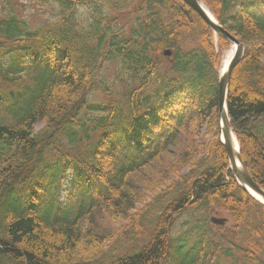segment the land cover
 Returning a JSON list of instances; mask_svg holds the SVG:
<instances>
[{"label":"trees","instance_id":"obj_1","mask_svg":"<svg viewBox=\"0 0 264 264\" xmlns=\"http://www.w3.org/2000/svg\"><path fill=\"white\" fill-rule=\"evenodd\" d=\"M201 1L246 45L227 106L264 189V0ZM33 5L0 0V264H264V205L217 139L231 43L184 0Z\"/></svg>","mask_w":264,"mask_h":264},{"label":"water","instance_id":"obj_2","mask_svg":"<svg viewBox=\"0 0 264 264\" xmlns=\"http://www.w3.org/2000/svg\"><path fill=\"white\" fill-rule=\"evenodd\" d=\"M199 17L217 34L227 39L233 44L237 45V50L227 65L226 69L222 71L219 81V140L224 146L230 163V169L233 172L234 177L238 181L239 185L248 192L254 199L264 205V189L260 187L252 178L246 167L244 166L242 156L240 153V147L238 154L234 151L233 135L234 131L228 114L227 98L228 91L231 82V76L236 65L241 61L245 53V45L241 40L232 35L226 30L214 17V15L208 14L204 4L200 0H184ZM173 52L171 49L164 51V56L171 57ZM223 136V139L221 138ZM238 160L241 164L238 165ZM213 224L218 226H224L228 222L226 218L213 216L211 218Z\"/></svg>","mask_w":264,"mask_h":264},{"label":"rangeland","instance_id":"obj_3","mask_svg":"<svg viewBox=\"0 0 264 264\" xmlns=\"http://www.w3.org/2000/svg\"><path fill=\"white\" fill-rule=\"evenodd\" d=\"M23 3H26V8L27 10H30L31 12H34V10L36 11H40V12H44L42 11L39 7H36L33 5V0H23ZM85 12V11H84ZM24 16L26 17H29L30 16L28 15V13H22ZM34 20V21H33ZM30 21L32 23H35V21H38V19L36 20L35 18L34 19H30ZM38 23V22H37ZM231 48H229L228 50H225L223 52V60H222V63L224 62L226 56L228 55L229 51H230ZM221 67H222V64H221ZM111 73L110 75H112V71L109 72ZM262 127L264 128V123L261 124ZM42 127V125H38L37 126V129H40ZM175 178V177H174ZM66 197L67 195H64V199L63 200H66ZM219 217H224V218H228V221H230V217L225 213V212H219L217 214ZM206 218V214L203 213V212H198V211H195L192 210L190 212H188L186 215H184L182 218H180L178 224H177V230H176V234L178 235L177 238H188V241L190 243L193 242V239L196 237V235L194 233H191L194 231V229L198 226L199 222L197 221H201V220H204ZM196 232V231H194ZM189 234V236H188Z\"/></svg>","mask_w":264,"mask_h":264},{"label":"bare ground","instance_id":"obj_4","mask_svg":"<svg viewBox=\"0 0 264 264\" xmlns=\"http://www.w3.org/2000/svg\"><path fill=\"white\" fill-rule=\"evenodd\" d=\"M205 9L208 12V14L212 15L207 6H205ZM236 50H237V45L236 44H233L231 46V49H230L228 55L226 56L224 62L222 63V67H220V73H222V71H224L226 69L227 65L229 64V62L233 58ZM229 89H230V87H229ZM228 94H229V91H228ZM227 100H228V98H227ZM218 104H219V91H218ZM221 138L223 139V136H221ZM233 142H234V151H235L236 154H238V152H239V148L238 147H239L240 143H239L237 137H235V135H233ZM238 165L241 166L239 160H238Z\"/></svg>","mask_w":264,"mask_h":264}]
</instances>
